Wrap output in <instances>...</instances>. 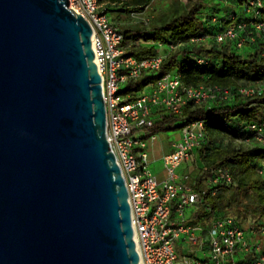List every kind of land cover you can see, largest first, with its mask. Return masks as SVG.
<instances>
[{"label":"water","instance_id":"95a60500","mask_svg":"<svg viewBox=\"0 0 264 264\" xmlns=\"http://www.w3.org/2000/svg\"><path fill=\"white\" fill-rule=\"evenodd\" d=\"M91 28L0 0V264H139Z\"/></svg>","mask_w":264,"mask_h":264},{"label":"built area","instance_id":"2783aa9c","mask_svg":"<svg viewBox=\"0 0 264 264\" xmlns=\"http://www.w3.org/2000/svg\"><path fill=\"white\" fill-rule=\"evenodd\" d=\"M190 1L179 0L183 5ZM106 3L105 0H68V8L81 15L91 28L93 61L101 78L106 138L127 189L133 239L140 264H248V260L238 262L236 254L251 252V264H264V248L253 238L251 231L241 228L231 216L210 218L203 227L206 239L196 237L194 228L185 225V208H197L208 188L195 190V183L189 174L178 175L175 169L183 162L193 163L197 149L205 142L206 130L202 120L180 128L179 140L162 157L165 171L162 181H158L147 168L146 140H153L155 135H145L156 120L162 119L165 114L181 115L191 101L227 100L231 90L217 84L183 85L178 75L167 73L147 84L135 99L126 101L119 94L120 84L128 78L139 77L145 71L157 70L163 56L157 52L142 59L127 55L122 46L123 34L106 15ZM263 6V0H247L244 12L250 21H234L216 33L214 41H233L237 49H242L246 41L254 40V32L264 40ZM196 62L206 63L199 56ZM262 89L261 85L250 83L239 85L235 93L252 97L260 95ZM153 113L155 117H152ZM251 130L252 137L246 139L245 144L264 146V123L251 124ZM259 173L264 177V163ZM222 181L232 182L229 171L221 166L212 169L209 177L211 189L208 191L211 196L215 195V187ZM172 210L179 221L171 217ZM183 233L187 235V243L206 250V261L193 254L177 255L176 244Z\"/></svg>","mask_w":264,"mask_h":264},{"label":"trees","instance_id":"16d2710c","mask_svg":"<svg viewBox=\"0 0 264 264\" xmlns=\"http://www.w3.org/2000/svg\"><path fill=\"white\" fill-rule=\"evenodd\" d=\"M105 1L120 3L121 10L126 13L142 10L149 3V0H131L130 3L125 0ZM246 4L247 0H191L187 5L178 1L168 11L146 22H117L114 25L124 36L122 46L127 55L142 59L156 52L154 45H141L139 40L159 43L167 49L157 70L145 71L139 77L128 78L124 82L119 94L126 101L135 99L137 92L147 84L172 72L178 75L183 85L217 84L231 90L227 100H213L210 104L191 101L181 115H163L147 129L145 137L202 120L206 138L197 149L202 166L193 181L195 190L208 189L198 203L195 220L206 224L212 217L231 216L241 228L262 237L264 177L259 169L264 163V146L245 144V140L252 137L251 124L264 123V40L254 32V40L246 41L245 49L239 51L233 41L218 43L213 39L216 33L234 21H250L244 12ZM109 10L111 8L106 6V12ZM261 11L264 17V6ZM111 18L117 21L113 16ZM203 38L208 40L206 44ZM198 56L203 57L206 63L198 64ZM258 82L263 83L260 95L242 97L235 93L239 85ZM220 136L228 138L229 143L216 144ZM233 141L238 143L232 144ZM219 166L229 171L232 182L222 181L215 187V195L211 196L208 192L211 189L209 177L212 169ZM252 256V252L236 254L238 262L248 260V264H251Z\"/></svg>","mask_w":264,"mask_h":264},{"label":"rangeland","instance_id":"374dc122","mask_svg":"<svg viewBox=\"0 0 264 264\" xmlns=\"http://www.w3.org/2000/svg\"><path fill=\"white\" fill-rule=\"evenodd\" d=\"M130 3L131 0H125V2ZM179 0H149V3L144 6L142 8V10H136L133 12H129L126 13L124 10H121V4L120 3H107V6L111 7V10L106 12V15L110 18V20L112 21L113 24H116L117 22H122V23H129L131 24L132 22H138V21H145L147 19H152L154 16H156L157 14H161L164 13L165 11H168L171 8V5H174L176 3H178ZM234 10L233 8H231V11ZM238 11V10H237ZM238 13V12H237ZM116 18L117 21H115L113 18ZM202 41L206 44L208 42V40L202 39ZM139 43L141 45H154L156 47V52L160 55H164L167 51L166 47L163 46L162 44H158V43H152V42H144L142 40H139ZM243 49H245V47H243L242 49H239V51H242ZM173 73V72H172ZM255 85H261L263 83L258 82V83H254ZM124 87V83L120 84V89ZM264 87V84H263ZM139 92H137V94H139ZM208 104H210V101L208 102ZM165 134L168 138L169 141H176V139H178L180 137V129H175V130H167V131H159L156 134ZM150 140H146L147 144L149 143ZM230 140H228V138H225L224 136H220L217 138L216 140V144L219 145H226L227 143H229ZM154 143L156 145H158L160 143V138L155 137ZM238 142L233 141L232 144H237ZM192 164V165H191ZM186 163L183 162L180 164V166H178L175 169V172H188L190 170V167L192 166V171L196 172L201 166L202 163L200 162V160L197 158H195L193 160V163ZM191 165V166H190ZM259 244L261 245V247L264 248V236L262 237H258L256 235H254V237Z\"/></svg>","mask_w":264,"mask_h":264},{"label":"crops","instance_id":"0c3cea01","mask_svg":"<svg viewBox=\"0 0 264 264\" xmlns=\"http://www.w3.org/2000/svg\"><path fill=\"white\" fill-rule=\"evenodd\" d=\"M155 116H156L155 113H153L152 117H155ZM154 135L155 137L157 135V137L160 138V143L156 145L154 143V140H155V137H154V139L150 140L149 143L147 144V147H146L147 168L156 177L158 181H162L165 178V171H164L162 157L172 150L173 143L178 141L180 137L176 139V141H169L167 136L164 133L154 134ZM197 157L198 156L196 152L195 158ZM196 172L192 171V166H191L188 172H177V173L178 175L189 174L190 179L193 180ZM196 209L197 208L193 206H188L185 208L184 216H183L185 219V225H188L194 228V234L196 237L206 239L207 234L203 230L204 224H202V222L199 220L196 221L194 218ZM171 217L175 219L176 221H179V217L177 216L174 210H172L171 212ZM186 236L187 235L185 233L181 234L179 240L177 241V244H176L177 255L180 257V256H185V255L189 256L193 254L194 257L200 259L201 261H206V255H207L206 250L198 249L195 245H191L187 243Z\"/></svg>","mask_w":264,"mask_h":264},{"label":"bare ground","instance_id":"6f19581e","mask_svg":"<svg viewBox=\"0 0 264 264\" xmlns=\"http://www.w3.org/2000/svg\"><path fill=\"white\" fill-rule=\"evenodd\" d=\"M138 250L136 249V252H137ZM138 262H139V259H138ZM139 264H140V262H139Z\"/></svg>","mask_w":264,"mask_h":264}]
</instances>
